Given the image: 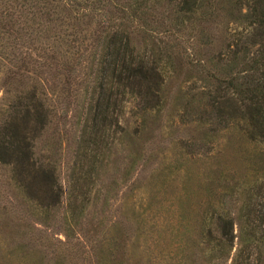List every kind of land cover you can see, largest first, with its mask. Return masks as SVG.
Wrapping results in <instances>:
<instances>
[{
	"label": "trees",
	"instance_id": "trees-1",
	"mask_svg": "<svg viewBox=\"0 0 264 264\" xmlns=\"http://www.w3.org/2000/svg\"><path fill=\"white\" fill-rule=\"evenodd\" d=\"M228 7L229 0H0V72L9 76L8 64L14 57L19 61L12 64L16 73L28 77L27 64L35 52L22 49L29 48L38 52L49 77H56L58 89L52 105L48 90L40 98L35 91L16 94L18 101L0 125V164L9 166L23 203L33 204L36 214L48 222L66 196L64 231L66 237L75 236L113 147L124 143L134 156L133 164L135 156L142 155L140 145L149 133L152 112L163 105L165 80L159 62L165 55L150 44L145 45L149 55L140 53L133 43L134 29L148 33L150 16H161L164 23L171 16L178 28L192 26L216 9ZM248 9L242 15L251 26L243 35L248 41L239 42L235 49L229 45L230 58L219 63V74L207 70L206 90L191 94L180 105L184 116L196 105L208 114V121L221 123L226 144L264 147V0H252ZM129 99L137 104L132 128L121 122ZM199 125L194 126L198 135L194 139H208L206 125ZM50 127L37 148L36 139ZM67 155L63 182L59 166ZM219 178L224 179L221 174ZM224 187L225 195L232 193L239 204L208 202L205 239L214 240L211 249L230 251L238 222L242 247L233 264H261L264 204H253L256 182H226ZM116 231L100 240V256L121 249L122 237ZM140 256L147 264V250L141 248ZM63 259L55 264H65ZM101 259L100 264H107Z\"/></svg>",
	"mask_w": 264,
	"mask_h": 264
},
{
	"label": "rangeland",
	"instance_id": "rangeland-1",
	"mask_svg": "<svg viewBox=\"0 0 264 264\" xmlns=\"http://www.w3.org/2000/svg\"><path fill=\"white\" fill-rule=\"evenodd\" d=\"M229 2V9H216L213 15L192 26L178 28L172 24L171 16L165 23L161 16H150L152 27L148 33L134 29L132 39L140 53L149 55L145 45L150 44L165 55L159 62L165 80L163 105L159 111L152 112L149 133L140 145L142 155L135 156L133 164L134 156L124 143L113 147L105 171L91 194L93 201L85 220L75 236L66 237L64 231L66 196L45 222L36 214L38 210L33 204L23 203V194L11 179L9 166L0 164V264H55L62 257L65 264H100L101 257L107 264H117L120 258L123 264H144L143 257H138L141 248L148 252L147 264L236 261V253L242 247L240 225L237 222L234 226L230 251L221 253L217 247L211 249L214 240L209 238L208 243L204 235L211 212L208 202L239 204L232 193L225 195L224 184L245 185L246 181H255L253 204H264V147L226 144L221 123L208 121V114L196 105L184 116L180 105L191 94L206 90L207 70L219 74V63L230 58L229 45L235 49L236 44L247 40L243 35L249 33L251 26L242 15L248 12L252 0ZM157 20L163 22L159 24ZM22 51L35 52L27 64L28 77L16 73L12 64L18 65L19 61L13 56L8 64L12 67L9 76L0 72V125L18 101L15 97L18 93L23 92L24 96L35 91L40 98L48 90L49 99L52 96L50 104H55L56 77H49L38 52L25 47ZM49 86L54 89L53 94ZM136 111V101L129 99L121 114L123 126L136 125ZM196 125H206L208 139H194L198 136ZM50 131L51 127L36 139L37 148L43 145ZM68 157L64 156L59 166L63 182ZM126 169L129 171L125 172ZM115 230L122 237L121 249L110 256H100V240ZM212 234L216 236L215 232ZM261 264H264V249Z\"/></svg>",
	"mask_w": 264,
	"mask_h": 264
}]
</instances>
